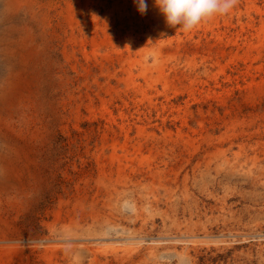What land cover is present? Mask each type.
<instances>
[{
	"label": "rangeland",
	"instance_id": "obj_1",
	"mask_svg": "<svg viewBox=\"0 0 264 264\" xmlns=\"http://www.w3.org/2000/svg\"><path fill=\"white\" fill-rule=\"evenodd\" d=\"M34 1L0 0V44L28 25L43 51L29 100L0 105L33 156L0 187V264H264V0L187 31L153 0Z\"/></svg>",
	"mask_w": 264,
	"mask_h": 264
},
{
	"label": "bare ground",
	"instance_id": "obj_2",
	"mask_svg": "<svg viewBox=\"0 0 264 264\" xmlns=\"http://www.w3.org/2000/svg\"><path fill=\"white\" fill-rule=\"evenodd\" d=\"M82 1V0H81ZM2 3V2H1ZM40 3V2H39ZM79 4V3H78ZM42 6V5H41ZM83 6V5H82ZM86 6V5H85ZM3 7L7 17L16 16L21 9L26 8L32 18L37 13V4L34 0H3ZM39 7V6H38ZM45 8V7H44ZM47 8V7H46ZM80 8V6H79ZM82 9V8H81ZM84 9V7H83ZM75 10V8H74ZM73 10V11H74ZM77 10V9H76ZM85 10V9H84ZM41 12V11H40ZM84 12V11H83ZM2 13V12H1ZM44 13V12H43ZM46 13V12H45ZM49 13V11H48ZM75 13V12H74ZM41 14V13H40ZM47 14V13H46ZM82 14V13H81ZM97 14V13H96ZM95 14V15H96ZM2 15V14H1ZM5 15V14H4ZM73 15V14H72ZM80 15V14H79ZM27 16V15H26ZM42 16V15H41ZM49 16V15H48ZM77 16V15H76ZM83 21L79 22L77 26L78 33L73 26L71 21L70 28V40L80 42L83 48L85 47L86 38V15H83ZM69 17V16H67ZM71 17V16H70ZM69 17V18H70ZM82 17V16H81ZM45 18V17H44ZM63 19H66L62 17ZM95 18H97L95 16ZM25 19V18H24ZM30 19V18H29ZM47 19V18H46ZM45 19V20H46ZM72 19V18H71ZM35 20V19H34ZM77 20V19H76ZM50 21V20H49ZM94 21V20H93ZM31 22V21H30ZM33 22V21H32ZM66 22V21H65ZM88 22V21H87ZM92 22V21H91ZM90 23V22H89ZM37 24V22H36ZM65 24V23H64ZM92 24V23H91ZM2 25V24H1ZM75 25V24H74ZM95 25V24H94ZM3 26V25H2ZM43 26V25H42ZM41 26V27H42ZM68 26V25H67ZM89 26V25H88ZM91 26V25H90ZM50 27V26H49ZM55 27V26H54ZM67 28V27H66ZM69 28V27H68ZM89 29V28H88ZM98 29V28H96ZM100 29V28H99ZM102 29V28H101ZM17 32L18 40L13 42H6L0 44L2 47L1 53L3 57L8 61L9 71L5 81V86L0 90V105H9L19 98H22L25 92L32 94L33 82L36 77L35 64L36 59L42 58L43 51L40 45L36 41V37L33 34L31 28L28 25L15 27L12 25L9 32ZM52 31V30H51ZM37 32V30H36ZM40 32V31H39ZM55 33V32H54ZM61 33V31H60ZM11 34V33H10ZM40 34V33H39ZM49 34V33H48ZM58 34V33H57ZM94 34V33H93ZM55 35V34H54ZM7 36V35H6ZM13 36V35H12ZM40 36V35H39ZM42 36V35H41ZM93 36V35H92ZM45 37V36H44ZM53 37V36H52ZM7 38V37H6ZM11 38V37H10ZM58 38V37H57ZM56 38V39H57ZM64 38V37H63ZM15 39V38H14ZM39 39V37H38ZM66 39V38H65ZM64 39V40H65ZM94 40V39H93ZM66 42V40H65ZM68 42V41H67ZM69 43V42H68ZM78 43V42H77ZM54 44V43H53ZM63 44V43H62ZM74 45V44H73ZM76 45V44H75ZM79 45V46H80ZM63 46V45H62ZM98 46V45H97ZM57 48V47H56ZM64 48V47H63ZM69 49V48H68ZM72 49V48H71ZM61 50V49H60ZM93 51V50H92ZM69 52V51H68ZM70 53V52H69ZM74 50L70 55L73 57ZM69 55V56H70ZM68 57V56H66ZM71 57H69L70 59ZM43 59V58H42ZM67 60V59H66ZM69 61V60H68ZM73 62V61H72ZM41 64V63H40ZM58 66V65H57ZM4 70V69H3ZM5 73V72H4ZM3 81V80H2ZM2 85V84H1ZM37 91V90H36ZM35 92V91H34ZM34 94V93H33ZM35 96V95H33ZM40 96V94H39ZM39 98V97H38ZM83 99V98H82ZM35 101V100H34ZM13 106V105H12ZM15 106V104H14ZM26 106V105H25ZM24 106V107H25ZM32 108V107H31ZM5 109V108H4ZM33 109V108H32ZM35 110V109H34ZM21 112V111H20ZM23 113V112H22ZM31 113V112H30ZM6 114V113H5ZM14 115V114H13ZM16 115V114H15ZM23 115V114H22ZM10 116V115H9ZM11 123V122H10ZM17 123V122H16ZM13 124V123H12ZM15 124V123H14ZM26 124V123H25ZM6 121L0 116V138L6 144L7 151L3 154L0 153V187L18 181L19 177L26 173L25 171L29 168V164L33 160L31 151L24 147L15 134L11 135L12 131L7 128ZM18 130V129H17ZM29 130V129H28ZM11 132V133H10ZM39 134V133H38ZM37 139V138H36ZM30 141V140H29ZM1 146V144H0ZM2 148V147H1ZM6 150V149H5ZM39 158V157H38ZM256 158V157H255ZM37 165V164H36ZM36 168V167H35ZM27 175V174H24ZM24 177V176H23ZM28 178V177H27ZM29 179V178H28ZM25 180V179H23ZM30 181V180H29ZM28 181V182H29ZM24 183V182H23ZM11 186V185H10ZM23 190V189H22ZM173 191V190H172ZM80 212V211H79ZM9 221V220H8ZM7 221V222H8ZM0 219V248H11L8 243L13 240H17L15 236L10 235V225ZM10 223V222H9ZM12 225V224H11ZM13 229V228H12ZM80 229V228H79ZM68 230V229H67ZM66 230V231H67ZM65 231V230H64ZM65 231V232H66ZM69 231V230H68ZM14 232V231H13ZM78 232V231H77ZM12 233V232H11ZM15 233V232H14ZM20 236V235H19ZM64 236V235H63ZM66 236V235H65ZM17 237V236H16ZM63 238V237H62ZM73 238V237H72ZM71 238V239H72ZM70 239V238H69ZM54 241V240H53ZM59 241V240H58ZM64 241V240H62ZM66 241V240H65ZM68 241V240H67ZM71 241V240H69ZM14 242V241H13ZM19 242V241H18ZM61 243V242H60ZM65 243V242H64ZM66 244V243H65ZM18 245V244H17ZM14 246V245H13ZM17 247V246H15ZM10 251V249L8 250ZM184 258V257H183ZM185 260V259H184Z\"/></svg>",
	"mask_w": 264,
	"mask_h": 264
},
{
	"label": "clouds",
	"instance_id": "obj_3",
	"mask_svg": "<svg viewBox=\"0 0 264 264\" xmlns=\"http://www.w3.org/2000/svg\"><path fill=\"white\" fill-rule=\"evenodd\" d=\"M168 26L181 25L190 30L204 18L214 14H226L234 0H153ZM140 14L147 11V0H133Z\"/></svg>",
	"mask_w": 264,
	"mask_h": 264
}]
</instances>
